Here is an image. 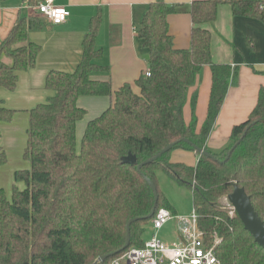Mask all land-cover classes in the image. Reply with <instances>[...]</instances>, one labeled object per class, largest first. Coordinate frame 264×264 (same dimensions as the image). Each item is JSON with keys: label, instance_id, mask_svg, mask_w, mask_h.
Segmentation results:
<instances>
[{"label": "trees", "instance_id": "trees-1", "mask_svg": "<svg viewBox=\"0 0 264 264\" xmlns=\"http://www.w3.org/2000/svg\"><path fill=\"white\" fill-rule=\"evenodd\" d=\"M40 1L30 0L33 6ZM221 5L230 6L235 16L264 22V2L195 1L190 9L191 47L176 49L168 16L178 7L164 0L150 4L137 28L149 56L150 73L136 80L139 93L131 84L114 92L110 82L91 79L96 72L108 71L96 63L102 56L96 46L102 19L99 14L91 19L79 65L70 73L50 72L46 89L52 95L30 111L24 152L30 169L15 173V181L24 183V189L15 187L11 200L0 190V264H110L129 249L143 247L155 202L146 178L158 189L156 211L168 209L174 214L159 189V170L191 191L208 244L215 242V235L221 240L216 253L222 264H264V248L245 230L237 214L230 216L222 204L236 187L243 188L264 222V87L249 118L233 128L226 146L215 151L207 145L236 78L229 65L213 62L212 34L203 27L216 20ZM37 16L36 12L20 16L0 42V87L14 91L18 73L35 67L41 47L29 36L45 27ZM205 66L212 71V89L206 121L198 131L195 88ZM83 96L114 99L101 116L88 123L78 143L76 127L87 114L78 106ZM189 99L193 117L187 124L184 108ZM13 115L12 110L0 107L1 121L11 122ZM185 139L211 156L197 152ZM171 144L174 147L168 153L138 170ZM178 149L196 152L197 165L171 162L172 152ZM129 157L135 163L126 162ZM6 163V152L0 149V167ZM133 219L137 221L131 225L130 245L120 252Z\"/></svg>", "mask_w": 264, "mask_h": 264}, {"label": "crops", "instance_id": "crops-1", "mask_svg": "<svg viewBox=\"0 0 264 264\" xmlns=\"http://www.w3.org/2000/svg\"><path fill=\"white\" fill-rule=\"evenodd\" d=\"M155 1L54 0L55 5L66 8L70 16L61 25H52L45 18L37 16L45 27L32 31L29 37L32 42L40 45L41 51L33 69L18 73V84L14 91L0 87V107L14 112L11 122L0 120V134L5 130L14 131L15 135H8L14 140L28 130L30 111L45 103L52 95L46 89L48 74L53 71L70 73L77 68L83 56V41L89 32L90 21L98 14L102 22L96 46L102 50V56L96 63L108 71L96 72L91 79L110 82L114 92L125 84H131L134 92L139 93L135 82L149 72V65L145 59L148 54L138 38L137 28L150 4ZM164 1L170 6L178 7L175 13L168 16L174 47L190 49L194 27L190 9L195 1L202 0ZM28 5L33 6L30 0H0V42L7 38L20 16L33 14L34 10L29 9ZM203 27L212 34L213 62L229 65L236 72V78L230 83L207 141L208 147L217 151L226 146L233 128L249 118L257 105L260 89L264 87V22L257 18L235 16L230 6L221 5L216 20ZM195 89L198 91L195 114L199 131L206 121L211 96L212 71L209 66L204 67ZM113 99L114 96H83L78 99V106L87 111L85 118L76 127L78 143L81 142L88 123L101 116L112 105ZM192 117L189 99L184 108L187 124L191 123ZM9 146L14 147L11 143ZM0 149L7 155L3 138L0 139ZM170 160L195 167L199 158L196 152L178 149L172 152ZM171 206L175 215L184 216L179 215ZM170 223L177 230L176 221ZM175 238L177 241V236Z\"/></svg>", "mask_w": 264, "mask_h": 264}, {"label": "built area", "instance_id": "built-area-1", "mask_svg": "<svg viewBox=\"0 0 264 264\" xmlns=\"http://www.w3.org/2000/svg\"><path fill=\"white\" fill-rule=\"evenodd\" d=\"M52 25L65 23L70 12L55 5L54 0H41L36 6H27ZM150 75L149 72L146 74ZM226 208L230 216L236 214L226 198ZM172 221L177 223V241L168 244L157 232ZM155 234L141 248L133 247L116 256L110 264H222L216 253L221 240L215 235V242L208 244L205 234L199 227L196 209L188 216L174 215L168 209L156 211L152 221Z\"/></svg>", "mask_w": 264, "mask_h": 264}, {"label": "rangeland", "instance_id": "rangeland-1", "mask_svg": "<svg viewBox=\"0 0 264 264\" xmlns=\"http://www.w3.org/2000/svg\"><path fill=\"white\" fill-rule=\"evenodd\" d=\"M14 131L5 130L0 134V139L3 138L7 152V163L0 167V190H3L8 198L12 199L13 189L17 187L23 190L24 183L15 181V173L30 169V162L24 158V152L27 147L28 133L27 131L19 134L17 138L12 140L8 135L13 134ZM80 133L78 134V136ZM13 144L12 148L9 144ZM158 186L163 196L175 208L179 215L188 216L194 209L191 191L184 186L179 185L174 179L169 177L165 172L159 170L157 172ZM226 198L222 204L226 206ZM155 234L152 226H149L144 239L149 240ZM157 235L166 243L171 244L176 241L177 230L172 223L167 224L162 230L157 232ZM176 235V236H175Z\"/></svg>", "mask_w": 264, "mask_h": 264}, {"label": "water", "instance_id": "water-1", "mask_svg": "<svg viewBox=\"0 0 264 264\" xmlns=\"http://www.w3.org/2000/svg\"><path fill=\"white\" fill-rule=\"evenodd\" d=\"M145 59L149 60V56L148 55L145 56ZM184 142L192 145L197 152L204 154V155L211 156L210 154L206 153L201 148L194 145L188 139H185ZM173 147H174V144H171L168 147H166L165 149H163L160 153H158L153 158L143 162L142 164H140L138 166V170L141 171L142 167H144L148 164H151L153 162H156L164 154L168 153ZM126 162H130L133 164V163H135V160L132 157H129L128 160H126ZM146 181L150 185V187L153 191L154 197H155L154 206H153V209L149 215V218H153L155 213H156L158 200H159L158 189H157L156 184L151 179L146 178ZM227 200L230 203V205L234 208V210H235L237 216L239 217V219L241 220L245 230L253 236V238L255 239L256 243L259 246L264 248V222L260 219V217L256 213V211H255V209L251 203V199L246 194L245 190L243 188L236 187L235 190L227 197ZM135 221H137V219H133L128 223L126 243L120 252L127 250V248L130 245L131 225ZM120 252H118V253H120ZM118 253L103 256L100 258V261L104 262L109 257L115 256Z\"/></svg>", "mask_w": 264, "mask_h": 264}]
</instances>
